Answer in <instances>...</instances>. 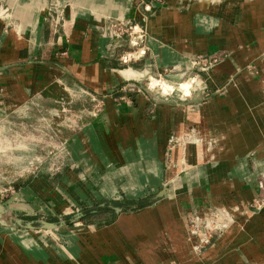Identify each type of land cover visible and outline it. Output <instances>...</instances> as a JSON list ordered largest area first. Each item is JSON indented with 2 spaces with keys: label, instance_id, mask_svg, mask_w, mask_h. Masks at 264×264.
Listing matches in <instances>:
<instances>
[{
  "label": "crops",
  "instance_id": "0c3cea01",
  "mask_svg": "<svg viewBox=\"0 0 264 264\" xmlns=\"http://www.w3.org/2000/svg\"><path fill=\"white\" fill-rule=\"evenodd\" d=\"M145 1L155 10L140 56L138 37L114 33L140 22L138 0H0L1 121L21 113L30 89L38 113L67 117L63 138L84 176H117L116 189L103 191L117 204L104 203L123 208L93 216L85 225L96 232L70 234L59 249L0 226V264H24L10 242L31 264H264V209L244 212L264 199V0ZM161 76L175 88L169 97L145 87ZM184 133L198 140L174 152L186 170L170 175L165 156ZM35 186L51 191L45 179ZM214 207L238 221L195 255L186 223Z\"/></svg>",
  "mask_w": 264,
  "mask_h": 264
},
{
  "label": "rangeland",
  "instance_id": "374dc122",
  "mask_svg": "<svg viewBox=\"0 0 264 264\" xmlns=\"http://www.w3.org/2000/svg\"><path fill=\"white\" fill-rule=\"evenodd\" d=\"M139 4V10H141L140 22L129 24L128 27L123 28L124 30L128 29V31H131L129 28L138 26L140 29L136 30V34L131 36L126 32H124L122 36L128 35L130 38L138 37V48L140 50L143 47H148L146 19L149 14L153 13L155 8L152 7L151 11L148 12L144 9V6L146 4H153L152 2L138 0L137 5ZM141 7H143V9H140ZM119 23L121 24V22ZM118 28L122 29L121 26H117V29ZM209 63L210 61L206 63V66L198 65L197 67L209 68L211 67ZM255 69L256 67L253 66L249 68L251 71ZM161 78L162 76L158 77V80H160L158 82L153 80L152 83H154V88L152 86L150 87L158 94L166 96L162 92V87L164 86H162L163 82ZM149 83L150 81L148 80L145 86L146 89L149 87ZM141 90H143V88ZM173 90L175 91L174 87ZM30 95H32V91L29 89L27 91V99L30 98V101L26 99V105L24 104L19 107L21 113L17 112L11 114L3 121L0 119V205L12 209L15 215L23 219L32 220L44 218L49 221H58L60 219H68L77 212L96 207L106 201L117 203V194L116 196L109 195L111 200H107L103 196V191L108 193V191L116 189L113 184H117V176H107L103 178H99V176L85 177L84 171L81 168V163L76 161L77 159L72 149L69 148L71 141L63 138L65 136L63 129L67 117H63L62 113H57L56 116H54L55 119L48 115H41L37 112V109H34L36 106H34V99L31 98ZM7 98L8 97L0 98V111H6L5 100H7ZM66 98L67 95L64 92L63 96L61 95L58 97L61 101ZM98 109L100 110L101 107L98 106L96 110ZM62 119L64 120L63 126H57L56 124H58V121ZM55 121L56 124H54ZM193 131L201 133L195 129H193ZM171 139L174 140L170 142V151H167L169 155L167 156L166 154L165 156L164 168L166 172L168 170V173H171L170 175H176L178 171H184L186 169L181 168V158L183 155H180L181 157L179 159H175L174 152L184 149L187 144L194 143L198 138L197 136L193 139L189 138L186 133H184L183 135H178ZM217 165L219 164H212V166ZM72 170L76 174L75 176L72 174ZM165 178L162 179L160 183L165 182ZM42 179L50 183V193L42 192L35 186L36 182ZM260 189L263 191L264 187H260ZM118 197L121 199L120 196ZM214 209L218 208H209L205 210V213L202 215H200L198 211L194 213L196 216L205 219L212 216L210 211L213 212ZM263 209L264 199L257 198L248 205L247 209H244V212L247 211L248 213L255 214ZM218 210H225L220 211L219 214L231 212L232 218H230L234 220L233 222L237 223L238 218L231 210ZM89 221L91 224H95L94 218H90ZM85 224L86 223L82 221L77 225H71L58 231H35L33 233H35L34 235L37 237L34 239V242L48 244L57 249L65 248L69 246L68 236L70 234H76L83 230H90L89 233L84 235L86 237L88 234L90 235L91 232H96V226L87 227ZM0 226L7 227L1 221ZM223 230L226 231L225 229ZM221 234V231H217L214 237L218 238ZM187 241L189 242L188 236ZM212 245L213 241L207 248L201 251L194 250L193 248L192 251L195 255L200 256ZM9 246L24 264H31V261L20 246L12 242H10ZM0 250L4 251L2 245H0ZM4 256V259L8 260L6 258L7 255ZM8 261L12 264H16L11 259Z\"/></svg>",
  "mask_w": 264,
  "mask_h": 264
},
{
  "label": "water",
  "instance_id": "95a60500",
  "mask_svg": "<svg viewBox=\"0 0 264 264\" xmlns=\"http://www.w3.org/2000/svg\"><path fill=\"white\" fill-rule=\"evenodd\" d=\"M173 183L167 184L162 191L149 199V202H156L166 197L172 188ZM138 206H135V208ZM123 208L114 204L103 203L96 207L85 209L70 216L68 219H60L58 221H49L44 218L40 219H23L14 214L13 210L0 205V221L7 227L31 230V231H58L71 225H77L84 219L106 213L121 214Z\"/></svg>",
  "mask_w": 264,
  "mask_h": 264
},
{
  "label": "built area",
  "instance_id": "2783aa9c",
  "mask_svg": "<svg viewBox=\"0 0 264 264\" xmlns=\"http://www.w3.org/2000/svg\"><path fill=\"white\" fill-rule=\"evenodd\" d=\"M153 4H146L144 6V9L146 11H151ZM137 28H139L138 26H134L129 28L131 31H128V29H125L122 27L118 28L117 30L114 31L115 34H117V36H122L124 34V32L129 33V35H133L136 34V30ZM140 52V56H145L146 55V47H143L139 50ZM152 81H150L149 86L153 87ZM162 85V84H161ZM165 84L163 83V86ZM151 88V87H150ZM154 88V87H153ZM169 88V89H168ZM127 90L129 91H135L138 90L139 92H141L140 89H138L135 85H128ZM162 92L166 95V96H170L172 95L175 91L173 90V87H167V89H164V87L162 88ZM184 93V92H183ZM183 96H187L186 93H184ZM171 142H173V140H171ZM261 188L264 187L263 183H260ZM220 211H225V210H218V209H214L213 212H211L210 218H201L196 216L195 213H193V215H191L188 218L187 221V232H188V238H189V242H193L192 244V248L194 250L197 251H201L204 248H207L213 241L214 238V234L217 231H221L222 233L224 232L223 229L226 230V224L229 220H231L232 222L234 221L232 218V213L231 212H227L226 214H219ZM227 215V216H226ZM226 216V218H225ZM231 217V218H230ZM189 223V224H188ZM192 233V236L189 234Z\"/></svg>",
  "mask_w": 264,
  "mask_h": 264
},
{
  "label": "bare ground",
  "instance_id": "6f19581e",
  "mask_svg": "<svg viewBox=\"0 0 264 264\" xmlns=\"http://www.w3.org/2000/svg\"><path fill=\"white\" fill-rule=\"evenodd\" d=\"M140 28H137V30H139ZM155 82V81H154ZM192 82H193V80H192ZM163 86V85H162ZM164 87H165V89H167V85H164ZM163 88V87H162ZM189 88H190V83H184L183 85H182V89H183V91L185 92V93H189Z\"/></svg>",
  "mask_w": 264,
  "mask_h": 264
},
{
  "label": "trees",
  "instance_id": "16d2710c",
  "mask_svg": "<svg viewBox=\"0 0 264 264\" xmlns=\"http://www.w3.org/2000/svg\"><path fill=\"white\" fill-rule=\"evenodd\" d=\"M115 204H117V203H115ZM127 204H131V202L130 203L127 202ZM90 218H92V217H88V218L84 219L83 222L86 223V224H91L90 221H89Z\"/></svg>",
  "mask_w": 264,
  "mask_h": 264
}]
</instances>
